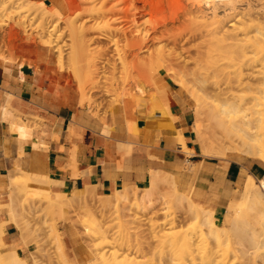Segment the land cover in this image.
<instances>
[{
    "label": "bare ground",
    "instance_id": "bare-ground-1",
    "mask_svg": "<svg viewBox=\"0 0 264 264\" xmlns=\"http://www.w3.org/2000/svg\"><path fill=\"white\" fill-rule=\"evenodd\" d=\"M51 1L58 10L61 8L65 12L59 15L57 19H53L54 12L47 4V1L0 0V11L5 10L6 13V10L13 9V12L17 16L20 15L19 17L16 16L17 19L14 20L13 25H9L10 28L5 27L2 29L0 27V58L19 62L23 65L24 61L18 59L19 56H17L16 52L20 47L18 44H21L19 41H22V44L25 43L24 45L27 46L34 47L39 44L47 49H55L58 52L56 56L59 65L63 69L66 59L63 55L64 51L62 52L57 42L64 35H68L71 43L68 58L66 57L69 63L66 62V65L69 64V70L74 75L73 77L76 78L79 89L83 93L81 105L88 103L94 106L95 100L94 96H91V93L93 91L97 92L98 86L101 87L100 83L97 84V80L99 79L96 80V77H100L98 75V72H100L98 70L100 69L97 67V59L93 56L96 54H93V49L91 50V41L93 42L95 38L92 39V36L90 38L89 35L91 30H98L99 28L94 27V23L91 27L87 24L92 19H95L96 16L100 20L103 18L107 20V18L110 19L113 16L112 20H107V23L102 25L104 29L98 25L100 27L99 31L102 28L101 34L98 36L99 39L102 36L110 37L113 35L115 37L117 34L124 36H122V39L125 38L123 48L125 46V48H128V54L125 55L127 53L125 50L121 51L124 52L122 54L124 56H120V62L123 63L121 66L126 67L128 60L132 63L133 59L131 56L135 54L136 50L147 51L146 55L148 56L142 55V57L140 56L141 53L138 52L139 56L137 60L135 59L137 57L135 55L134 59L136 63L131 64V69L129 67V70L127 68L128 71H125V75L129 76L130 79L124 78L123 80L122 78L119 81V86L117 84V89L115 88L116 92L118 89H121L120 94H122L123 98L131 97L135 101L140 116H145L143 109L147 104L152 103V116L159 123L164 126H177L179 123V117L175 116L171 111L172 99L168 84L162 82L155 67L154 72L158 74L154 78L156 90L154 89L155 91L150 95H145V90L141 94L135 90L134 82L140 77L144 78L146 72L150 76L151 73L149 72H152L153 66L163 68L169 77L175 81V84L196 101V114L199 124L205 120L207 121L208 129L201 128V131L198 132L199 152L187 147L183 133L180 130V143L178 144H180L183 150L192 154L201 153L205 156H252L264 160L263 2H259L260 0H252L256 1V3L252 1L245 2L244 4L247 7L245 6L243 9L240 7L243 17L241 18V13L238 15V11L240 10L236 4L238 0H230L228 3L225 2L226 4L219 2L223 0H216L217 2L212 6L207 4V2H210L208 0L206 2L207 5L203 4L202 0H189L188 2H186L187 0H100L101 5L99 7L90 5V3L92 4L97 0H67L69 1L67 4L62 3L60 0ZM183 1L185 2L184 4H182ZM83 4H86L84 10L80 6H84ZM252 6L256 8L261 6L259 9H256L259 10L258 14L255 12V15L257 14L256 19H254L256 16L253 14L255 9H252L253 12H251ZM178 7L180 9H177ZM237 12L236 17L239 16L238 22L240 23L237 26L235 19L230 20V28H227V19L233 14L235 16ZM85 14L86 16L84 17ZM150 14H158L159 19L165 20L162 22L158 20L154 25H149L148 15ZM50 16L53 20H50L52 24L49 25V21L47 20ZM185 16H189L191 22L189 26H192L190 30L193 31L192 35L205 37L202 48L197 52L198 56L196 55V58L191 57L190 59L186 57L188 60L193 59L194 66L191 67H189L188 60L182 63L176 58V53L178 54V52L174 53L175 49H172L173 51L169 48L166 49L169 41L171 42L172 40L173 42V39H171L173 34H171L168 21L178 20L179 22ZM26 17H31V19L37 17L40 19L36 28H32L29 22L30 19L27 20ZM79 20L81 21L79 22ZM60 21H65L66 25L63 28H66V30L59 28ZM60 30L61 32L58 33ZM164 39H169L166 40L168 41L166 42L167 44H162L165 41ZM151 40H158V43L150 45L152 44ZM179 42L178 38H174L173 46ZM114 43L117 44L116 42ZM95 46L93 48L96 49ZM63 50L66 49L64 48ZM147 59H150L151 62L147 63ZM128 66L130 65L128 64ZM220 75H223L225 79L224 84H214L210 80L211 77ZM129 83H132L134 87ZM128 84L132 88L128 87ZM140 87L143 86L141 85ZM112 89L110 86L106 90L111 91ZM138 97L139 99L137 100ZM142 100L145 102L149 100V102L145 104L143 103L144 101L141 102ZM14 111L7 106L3 118L16 121L19 128L25 126L26 123L20 116H14ZM42 156L32 159V172L21 168L10 169L8 175H6V180H2V182L6 181L7 188H9V202L6 204H1L0 202V207H7L10 210L9 213L12 215L8 218L0 219V264H28V261L21 256L18 250L14 248L6 251L1 250V248L7 247L4 236L6 234L5 226L8 222H14L20 228L25 245H30L33 242V238L39 235L38 231L41 229V227L31 225V220L28 221V219H26L27 222L25 220L26 223L23 220L24 224H22V218L20 217L21 220L18 219L19 214L16 217V210L20 205L24 213L22 217H29L37 211L35 203L30 202L26 204L20 198L19 190L24 186L25 180L28 179L33 180L39 192L40 187H38V184L41 187L43 186L42 188H45L44 191L47 196L44 199V211L47 213L54 214L56 211L63 210V206L67 204L68 206L83 204L91 213L94 212V209H98L104 213V211H109L111 207H115L117 211H120L129 209L132 206V208L136 207L140 212L147 215V220L143 221L142 224L147 225L146 227H149L152 233L158 232L157 229L163 226H168V228L180 227L171 234L172 237L170 236L171 240L168 244L178 246V248H173L172 256H169L167 259L165 258V261L161 262L162 264H196L195 258L198 254H200L203 260L202 264H227L229 247L235 244V234L239 236L240 243L244 245L243 241H245V246L247 245L246 247L249 248V251L256 252L260 248H264V176H262L260 184L252 186L250 191L240 201L231 202L234 209L226 211L222 218L228 226L226 228L227 226L221 225L218 223V219H215L214 210L203 206L189 194L180 191L176 175L173 176L164 171L156 170L151 171L149 184L144 188L136 185L126 186L121 190H115L113 193L99 194L97 196L95 190L88 186L81 189L80 192L72 194L51 191L49 189L47 157ZM91 196H95L96 199L93 200ZM161 214L165 216L159 219ZM63 217L65 218V216H62V219ZM189 218H192L194 221L186 223V220ZM77 220L74 221V224L78 226L81 219ZM103 226H97V228L102 229ZM145 226L144 230H146ZM139 227L141 228V226ZM141 236L143 235L141 234ZM93 237H95V234L87 231L83 235L84 241H80L79 247L82 254L91 257L93 261H98V264H146L145 261L135 260L128 253L121 254L115 248H108V245L112 244V242L114 243L115 240L113 241L105 236H99V238ZM94 239H96L95 242ZM155 239L157 240L158 238L156 237ZM56 240L60 250L59 257H68L62 238L58 233ZM141 241L146 242V240L139 239L138 241L140 243L138 248L141 247L142 249L145 248L144 246L147 245V242H150L147 240L146 245H144ZM221 251H223L222 254H220ZM88 261H90L89 258Z\"/></svg>",
    "mask_w": 264,
    "mask_h": 264
},
{
    "label": "crops",
    "instance_id": "crops-1",
    "mask_svg": "<svg viewBox=\"0 0 264 264\" xmlns=\"http://www.w3.org/2000/svg\"><path fill=\"white\" fill-rule=\"evenodd\" d=\"M44 55L37 51L33 61L23 65L0 59L3 200L7 183L2 180H6L8 171H32V159L42 155L47 157L51 191L71 193L90 186L96 194H110L126 186L146 187L151 171H164L179 177L186 193L214 210L218 219L234 209L231 202L243 197L253 178L258 180L264 175V163L258 159H219L201 153L188 154L180 147L181 130L187 147L198 150L193 103L183 89L168 82L171 111L179 117L177 126H164L152 115L128 122L123 108L115 110L114 118L105 121L81 105L78 89L61 72L50 69ZM7 106L15 110L14 116H20L25 126L19 128L16 121L3 118ZM0 215L2 219L8 218L3 209ZM5 230L13 245L10 249L18 250L28 264H36L30 249L21 245L16 223L8 222ZM65 235L70 245L76 241L70 227ZM64 246L67 252L65 241Z\"/></svg>",
    "mask_w": 264,
    "mask_h": 264
},
{
    "label": "rangeland",
    "instance_id": "rangeland-1",
    "mask_svg": "<svg viewBox=\"0 0 264 264\" xmlns=\"http://www.w3.org/2000/svg\"><path fill=\"white\" fill-rule=\"evenodd\" d=\"M37 1H40V0H37ZM44 1H47V4L49 5V7L54 12L53 14L55 16L53 15V19H57L59 17V15H62V14L65 13L64 10L61 9V8L58 10V8L54 5V3L51 0H44ZM60 1L62 3H64V4H67V2L72 1V0H69V1L60 0ZM188 1L189 0H187L186 2H188ZM193 1H195V0H193ZM208 1H210L211 3L207 2V0H202L203 4L204 3L206 4V2H207V4L209 6H212L213 4H215L217 2L216 0H212V1L208 0ZM229 1L230 0H223V1H219V2L221 4H226ZM247 1H252V0H238L237 1L236 4H237V6H238V8L240 10V11H238L239 14L237 12V13H235V16H233L234 15L233 14L230 18L227 19V21H226L227 22V28H230V26H229L230 20H233V19H235V22L237 21L236 24L238 26V24L240 23V22H238L240 18H238L239 16L236 17V14L240 15V13H241V18H243L241 11H242L243 8H245L246 5L244 3L247 2ZM252 2L256 3V1H252ZM259 2H261V3L263 2L262 4L264 5V0H260ZM184 3L185 2L183 1L182 4H184ZM239 3L240 4L243 3L244 5L243 4L240 5ZM83 5L84 6H82V5H80V6L82 7L81 9L84 10L86 4H83ZM90 5H94L95 7H99L101 5V1L97 0L96 2H93L92 4L90 3ZM124 6H126V4H124ZM86 7H88V6H86ZM253 7L254 6H252V8L250 7L251 8V12H253L252 9H255L253 14L255 15V12H257V14H258L259 10H256V9H259L261 6L257 7V8L256 7L253 8ZM177 9H180V7H178ZM222 9H223V7L220 10L221 12H222ZM3 12L5 13V10L4 11H0V18H1L0 27L2 29L5 28V27L6 28H10L11 24L13 25L14 20L17 19L16 18L17 15L15 14V12H13V9L6 10L5 14ZM19 16H17V17H19ZM28 16H31V15H28ZM85 16H86V14L84 15V17ZM31 17H26V18H27V20L30 19L29 22L31 23L32 28H36V26L39 23L40 19L37 18V17H34V18L31 19ZM96 17H95V19H92L90 22H88L87 25L91 27V26H93L92 24L94 23V27H96L97 29L99 28L98 30H96L93 27L95 30H91L89 36H90V38L92 36V39L95 38V40L93 39V42L91 41V43H92L91 50L93 49V51H94L93 54L94 53L96 54V55H93V56H94V58L97 59V60L95 59L96 62H97V65H98L97 67H99L98 69H100V70H98V71H100V72H98L99 73L98 75H100V77H96V80L97 79L100 80V81L97 80V84L100 83L99 85H101V87H102V85H104L102 87V89L103 88L104 89L102 90L100 86H98V90L99 91L97 90V92H95V91H93L91 89L93 91L91 93V96H94V100H95L94 106H93V104H88V103L85 104V105H82V106H85L88 109H91L90 112L94 116H96L98 118H101V119H103L105 121H108L109 117L114 118L115 110H117L119 108H121V109L123 108L124 109L123 110L124 118H125L126 121L130 122L131 120L138 119L140 117V115L138 113V110H137V107H136V104H135V101H133L131 99V97L123 98L121 96L122 94H120L121 89H118L117 92H116L115 88L117 87V84L119 86V81L122 80V78H123V80H124V78H126L128 80L129 76L125 75L126 74L125 71H128L129 67L131 69V64H135L136 63L135 59L137 60V58L139 56L138 52L141 53L140 56L142 57V55L143 56H148V55H146L147 51L136 50L135 54L131 56L133 60L130 58L132 60V63H130L129 60H128L127 66H128V64L130 66H128V67L127 66L126 67L121 66V65H123V63L120 62V56H122V57L124 56V55H122L124 52H121V51L125 50V52H127V49H128V48H125L126 46L123 48V46L125 44V38H123L124 39L123 40L122 39L123 35H120V34L116 35L115 34L116 35V36L114 35L115 37H113V35L110 36V37L102 36L99 39L98 35L101 34L102 28L104 29V27L102 25H105L107 23V20H109V21L112 20L113 16L110 17V19L107 18V20H106V18L105 19L103 18V19L100 20V19H97ZM170 18H172V17H170ZM256 18H257V16L254 19H256ZM53 19L51 18V16L48 18L47 21H49V25L52 24V21H50V20H53ZM160 19H159L158 14H156V15H152V14L148 15L149 25H154L156 22H158V20L160 22L165 20V19H162V18H160ZM60 20H61V18H60ZM169 20H171V19H169ZM180 20H179V22H178V20L172 21V22L168 21L169 22L168 26H170L171 34H173L171 39H173V42H174V38H178L180 40V42H179L180 44L179 43H175L176 46L175 45L173 46V42L170 39V37H169V39L171 40V42L169 41V43L167 44L166 42H168V41H166V40H169V39H164L165 41L162 40L163 41L162 44H164V43L167 44L166 49H168V48L170 50H172V49L176 50L177 49L176 51L174 50V53L178 52V54L176 53V58H178L179 61L184 63V62H186V60L190 59L191 57L196 58L198 56L197 52L199 51L200 48H202V46L204 44V38L205 37H201L200 35L199 36L198 35H196V36L192 35L193 31L190 30V27H192V26H189V24L191 23L190 19H189V16H187V17L185 16L184 19L182 17V19H180ZM80 21L81 20H79V22ZM64 23H65V21H62V22L60 21L59 28H62V30L63 29L66 30V28H63L66 25V23L65 24ZM98 25L102 26L101 31H99L100 27ZM123 26H127V25H123ZM121 28L123 29V27H121ZM34 32L36 33V31H34ZM59 32H61V30L58 31V33ZM118 35H119V37H117ZM32 36L34 37L33 34H32ZM67 36L68 35H64L57 42L59 44V46L61 47L62 52L64 51L63 55H64V57L66 59L65 60V66H64L63 69L59 65V62H58V59H57V56H56L58 54V52L55 51V49H47V48H44L43 46H41L39 44L37 46H34V47L33 46H27V45H24L25 43L22 44V41H19V43H21V44H18V46H20V47L16 50V52H17V56H19L18 59H22L24 62L25 61L26 62L33 61V59H34L33 57H35V54L37 53V51H39V52H41L43 54L45 53L46 56L45 55L44 56L46 57L47 61L49 62L48 65H49L50 69H53L54 71L61 72L63 74L65 80L68 83H70L72 86H74V87H76L78 89V91L80 93V99H81L82 96H83V93L79 89V85H78V82H77L76 78L73 77L74 75L69 70V64L66 65L67 63H69L67 58H68V55H69V52H70L69 49H70V43H71V40L69 39V36L68 37ZM101 38H103V39H101ZM96 39L97 40L99 39L100 41L98 40V42H96L97 41ZM117 40H119V41H117ZM151 41L150 42L152 44H150V42H148V44L155 45L156 43H158L157 42L158 40H156V41L155 40L154 41L151 40ZM23 42H25V41H23ZM114 42H116L117 44H115ZM171 44H172V46H171ZM94 45H96L95 46L96 49L93 48ZM173 47H175V48H173ZM64 48L66 50H63ZM119 50H120V52H119ZM127 54H128V52L125 53V55H127ZM122 57H121V59H122ZM186 57H188V59ZM0 59H2V58H0ZM115 59H116V61H115ZM3 60H6V59H3ZM99 60H101V61H99ZM118 60H119V62H118ZM153 61H154V59H153ZM188 61H189L188 62L189 63V67L194 66L193 59L188 60ZM146 62L149 63V62H151V60L147 59ZM122 67H123V71H122ZM154 67L156 68V72H158L159 75L156 72H154L155 71ZM36 68H39L38 64L36 65ZM111 68H113V69H111ZM127 68H128V70H127ZM68 71H69V73H68ZM149 73H151L150 76H148L149 74H147V72H146L147 76H146V74H145L144 78L139 76L140 78L137 79L134 82L135 90H137L139 92V94H141L142 91L144 92V90H145V95L146 94L150 95L153 91L156 90V87L154 85V78H155L156 75H158L160 77V79L162 80V82L164 84H168V82H170L175 87H178L175 84V81L172 80L169 77V75L165 72V70L163 68H160V67L158 68L156 66H153L152 72H149ZM123 74L125 75V77H124ZM122 75H123V77H122ZM107 77L109 79H111V80H109ZM139 80H141L142 82L139 81ZM210 80L214 84H216V83L217 84H224V81H225L223 75H220V76H217V77H211ZM113 81H114V83H113ZM129 84H132V83H129ZM129 84L127 86L132 88L133 84H132V86L129 85ZM140 84L143 87H140L141 86ZM107 85H109V86H107ZM146 85H147V87H146ZM110 86L113 89L111 91H107L106 89L110 88ZM179 88H181V87H179ZM104 93H106V94H104ZM241 93H243V92H241ZM187 96L191 99V101L193 103V114H194V121H195V130H196V133H197V140H198V136H199L198 132L201 131V128H203V129L205 128V130L208 129L207 128V121L205 120L204 122L199 124L198 116L196 114L197 103H196V101L193 98H191L189 96L188 93H187ZM138 99H139V97L137 98V100ZM149 100H146V102L144 100H142L141 102L144 101L143 103L147 104V102H149ZM151 104L150 103L147 104L146 107L143 109V112H144L145 115H152L153 114V111H152L153 110V107H152L153 104L152 105ZM93 107H95V108L92 110ZM150 107L152 108L151 110H150ZM198 141H197V146H198ZM198 152H199V150H198ZM188 154H192V153L188 152ZM206 156H208V155H206ZM209 157H214V158H219V159H224V158H226V159H230V158L235 159V158H241V157L255 158V159H258V160H260L261 162L264 163L263 159L258 158V157H252V156H250V157L249 156L218 157V156H213L212 155V156H209ZM15 171H17V170H15ZM176 178H177V183L179 185L178 187H179L180 191L182 193H186L185 189L181 185V181H180L179 177H176ZM261 179H262V177H260L258 180H255L253 178V181H251L247 185L246 189L243 191V196L246 195L250 191L252 186H255L256 184L259 185ZM147 186H148V184L146 185V187ZM38 187H40L39 188L40 192L35 187V183L33 182V180L32 179H28V180H25L24 186H22L21 189L19 190L20 198H22L23 201L26 204H29L30 202H33V204L34 203L36 204V206H37L36 207V210H37L36 213L34 215L32 214L29 217L28 216H23L22 217V215H24V213H23V209H22L21 205L18 206L17 210H16L17 211L16 217L19 214V216H18L19 218L18 219L21 220V218H22V220H21L22 224H24L25 220L28 219V221L31 220L30 224L33 225L34 227H36V226L41 227V229L38 231L39 235H37L36 237L33 238V240H32L33 242H31L30 245H25L24 242H23L22 236H19V239L22 241L21 245L24 246V247H27L28 249H30V257H31L32 261L35 262L36 264H98V261H96V260L93 261V259H91V257H87L86 255L82 254V251H80L79 243H80V241H84V239L82 237H83V235H85L87 233V231L90 232V233L95 234V237H93V238H96V237L99 238V236H105V237H107V238H109V239H111L113 241L115 240L114 243L112 242V244L108 245V248L109 247L115 248L121 254L122 253H128L131 257L135 258V260H137V261L138 260L145 261L146 264H162L161 262L163 260L165 261V258L167 259V258H169V256H172L171 254L173 253V248L174 249L178 248V246L176 247V246H172V245H168V244H169V242L171 240V237H172L171 234L174 232V230H177L180 227L175 226L176 228H173V227L172 228H168V226H163V227H160V228L157 229L158 232L152 233L150 228L146 227L147 225L145 226V224H142L143 221L145 222L147 220L146 219L147 215L145 213L140 212L136 207L132 208V206H130L131 208L126 209V210H120V211H117L115 209V207H111V209L109 211H107V212L104 211V213H102L98 209H94V212L91 213L84 207L83 204H78V205L77 204H75V205L73 204V205H69V206L67 204V205L63 206V210L56 211V213L54 212V214L47 213V212L44 211V206H45V204H44L45 200L44 199L47 196L46 192L44 191L45 188H42L43 186L41 187L39 184H38ZM140 188H144V187H140ZM8 189L9 188H7V190L4 192V194H6V198L4 200H3V198L0 195L1 204H6V203L9 202ZM80 191H81V189L75 190V191H73L71 193L73 194V193H77V192H80ZM98 195L99 194L97 193V196ZM92 198H93V200L96 199L95 196H93ZM240 200H241V198H240ZM227 208H228V206L225 208V210H227ZM2 209L8 214V217L10 215H12L11 213H9L10 210L7 207H0V210H2ZM118 213H120V214H118ZM62 216H65V218L63 217V219H62ZM164 216H165L164 214L163 215L161 214L159 219L164 218ZM222 218L218 219L215 216V219H218V223H220L223 226H227L224 223V219H222ZM0 219H2L1 215H0ZM77 219L78 220L81 219V221H80L78 226L76 224H74V221H76ZM20 220H19V222H20ZM23 220H24V222H23ZM192 221H194V220L192 218H189V219L186 220V223H189V222H192ZM26 222H27V220H26ZM140 224H142L143 226L140 225ZM101 225H104L102 229H99V227L97 228V226H101ZM139 226H141V228ZM144 226H145L146 230H144ZM68 227H70L72 232L76 235V241L73 244H71V245H70V243L67 242L66 235H65V230ZM162 228H164V229L162 230ZM226 228H228V226ZM139 230H140V232H139ZM98 231H100V232H98ZM18 232H19V235H20V233H21L20 228H19ZM57 233L61 236L63 245H64V241H65L68 257H65V258L59 257L60 250H59V247H58V244H57V240H56ZM138 233H139V237L140 238L138 237ZM141 234L143 236H141ZM152 235L154 236V238H153ZM148 236H149V239H148ZM142 237H144V238H142ZM156 237L158 238L157 239L158 242L155 239ZM4 238H5V241L7 243V247L1 248L2 251H6V250L10 249L11 247H13V245H11L8 242L6 234H5ZM139 239L140 240L144 239V240H146V242H147V240L150 241V242H147V243L145 241L142 242L143 240L141 241L144 245L147 244L146 246H148V247L144 246L146 248V250H145V248H143L145 252L143 251V249L141 247L138 248V246H140L139 245L140 243L138 242ZM95 240L96 239H94V242H95ZM234 240H235V244H232L229 247V253H228V256H227V264H264V248H260L259 251H256V252L249 251V248L246 247L247 245L245 246V241H243L244 245L242 243H240V238H239L238 235L235 234V239ZM92 243H93V241H92ZM150 243H154V244H150ZM64 249H65V246H64ZM138 249H140V250H138ZM243 249H245V250H243ZM246 249H247V251H246ZM141 250H142V252H141ZM222 253H223V251L220 252V254H222ZM22 257L26 258L25 256H22ZM88 258H89L90 261H88ZM196 258H197V260H196ZM196 258H195L196 264H202L203 260L201 259L200 254H198V256H196Z\"/></svg>",
    "mask_w": 264,
    "mask_h": 264
}]
</instances>
